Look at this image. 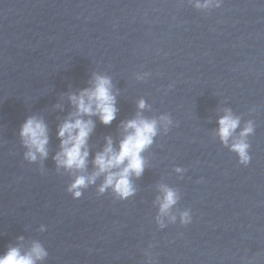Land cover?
Instances as JSON below:
<instances>
[{
  "label": "water",
  "instance_id": "obj_1",
  "mask_svg": "<svg viewBox=\"0 0 264 264\" xmlns=\"http://www.w3.org/2000/svg\"><path fill=\"white\" fill-rule=\"evenodd\" d=\"M97 76L116 117H83L85 167L58 166L69 97ZM31 117L49 137L35 161L20 135ZM137 119L156 123L143 173L126 198L101 191L95 157ZM34 244L36 264H264V0H0V257Z\"/></svg>",
  "mask_w": 264,
  "mask_h": 264
},
{
  "label": "clouds",
  "instance_id": "obj_2",
  "mask_svg": "<svg viewBox=\"0 0 264 264\" xmlns=\"http://www.w3.org/2000/svg\"><path fill=\"white\" fill-rule=\"evenodd\" d=\"M69 99L75 112L58 128L57 138L61 141V152L57 154L55 160L58 166L83 169L89 154L87 142L95 127L92 119L83 117L95 116L103 125H110L117 113L116 100L112 94L110 80L101 76L95 77L91 88L81 91L78 95H71ZM139 107L142 109L144 103L141 102ZM218 123L220 136L226 141L238 126L239 121L229 114L222 117ZM123 129L125 136L120 142L119 150L113 148L111 138H106V147L96 155L94 165L98 169L97 175L108 173L101 191L108 186H114L115 191L126 198L132 194L130 176L134 174L139 177L143 173L144 161L141 154L151 145L156 135V123L145 119L131 120L123 125ZM251 131L249 126L241 133V137ZM20 135L29 149L26 154L28 159L35 161L37 154L41 158L47 157L48 128L42 119L35 117L27 119L21 126ZM247 147L243 140L233 145L232 150L238 153L242 163H247L249 160L246 154ZM114 169L118 171H112ZM94 179L95 176L92 177V180ZM85 183V177L82 176L75 181L78 186H83ZM76 195L79 196L80 193L77 192ZM175 202V194L167 191L161 211L166 212ZM45 256L46 253L39 244H34L32 249L24 254L18 248H10L4 256L0 257V264H36V261Z\"/></svg>",
  "mask_w": 264,
  "mask_h": 264
}]
</instances>
